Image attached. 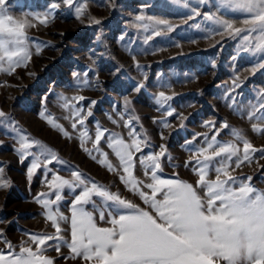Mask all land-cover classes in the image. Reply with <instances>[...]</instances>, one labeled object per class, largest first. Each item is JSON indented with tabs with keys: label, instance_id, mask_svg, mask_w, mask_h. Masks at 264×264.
Returning a JSON list of instances; mask_svg holds the SVG:
<instances>
[{
	"label": "rangeland",
	"instance_id": "obj_1",
	"mask_svg": "<svg viewBox=\"0 0 264 264\" xmlns=\"http://www.w3.org/2000/svg\"><path fill=\"white\" fill-rule=\"evenodd\" d=\"M82 2H86L87 8L77 18L75 7L69 8L62 0H6L10 15L15 19L27 18L36 26L26 28L29 48L33 53L27 67L17 68L12 74L0 72V109L18 122L25 135L56 152L59 160L48 165L51 169L47 173L48 179H51L52 173L72 179L71 172L79 170L86 180L103 185L106 190L148 209V205L130 190V186L118 178L122 170L119 173L109 171L106 165L99 163L102 158L100 152L92 151L89 155L83 150L79 138L81 128L78 125L73 129V120L65 119L70 117V110L62 107L63 101L59 99L61 95L68 98L84 96L85 100L78 104L72 101L84 113L89 109L91 100L97 101L91 106L93 115L85 122L92 139L83 147L89 149L94 147L97 122L102 128L119 133L130 142L127 135L129 129L123 124L130 117L133 118V127L141 134L140 138L144 139L145 134L147 137L146 145L142 147L143 155L160 151V145L167 148L171 162L168 157L161 158L162 171H158L163 179H174V174H178L179 179L195 185L198 176L190 167H184L185 161L194 155L185 142L193 141L194 134L208 133L210 139L212 129L204 126L208 121L215 122L217 128L225 121L231 126L229 129H221L217 136L221 143L232 141L242 150V141L236 140L232 134V128H235L255 148H264V132L252 130L253 124L264 128V110L259 109V104L264 103L261 100V93H264V69L252 70L258 62L264 63V60H260L258 54L242 52L241 37H228L223 33L206 35L215 26L203 17L189 20L192 15L189 10L183 3L176 4L172 0ZM213 2L217 0H209L208 6H202L200 10L215 12L211 6ZM52 3L60 7L53 13L55 18L46 26L33 19L37 14L42 18ZM192 6H195V0H191ZM221 12L225 18L234 19L235 26H243L238 13L225 12L223 9ZM141 15L167 19L178 27L145 44L144 37L150 35L151 30L144 32L132 26L135 17ZM91 17L100 19L101 23H90ZM37 46L41 49L39 54H36ZM84 80L88 83L84 84ZM234 81L239 83L238 87L234 86ZM141 82L145 87L137 93L134 88ZM161 91L174 97L168 104L180 116L167 117L168 105L158 110L155 97ZM125 98L131 101L130 105H125ZM45 107L47 113L69 133L70 138L52 128L39 116ZM252 112L255 115L249 118ZM121 115L123 120L120 119ZM109 117L119 122L113 124ZM153 118H166L169 127L154 123ZM161 133L164 139H161ZM14 136L15 133L10 130L6 133L0 128V141L3 142L0 161L4 162L6 178L11 182L8 188L0 189V221H3L0 229L14 246H18L21 241L29 239L26 233L54 234L55 229L46 218L48 210L35 202L38 193L49 192L44 183L45 170L38 169L30 181L26 179L32 158H25L21 162L18 154L13 151L14 145L19 146ZM203 140L204 137L200 136L193 143L203 146ZM99 149L108 153V161L119 167L118 158L104 140L99 144ZM31 151L38 152L39 149L33 146ZM93 156L96 160L92 159ZM140 156L141 153H137L134 157L136 162L133 175L138 181L151 182L139 164ZM231 168L234 169V176L251 177V184L264 190V158H261L259 151L253 154L251 163L245 162L239 168L235 167L233 158ZM214 178L215 173H210L209 179ZM80 190L75 189V194ZM61 195L64 199L58 202L59 212L70 217L74 195L67 186ZM200 195L204 196L203 191ZM45 198L54 200L55 196L50 192ZM93 200L107 213L103 198L93 196ZM84 208L94 212L99 226H109L98 219V210H94L92 204L84 205ZM56 210L57 205H53L52 211ZM59 223L62 229L69 228V222ZM61 234L70 238L68 231ZM48 243L55 244L58 241ZM3 246L0 243V247ZM61 252L68 254L69 249L61 244ZM45 255L56 257L55 264H85L79 258H60L51 248Z\"/></svg>",
	"mask_w": 264,
	"mask_h": 264
},
{
	"label": "snow or ice",
	"instance_id": "obj_2",
	"mask_svg": "<svg viewBox=\"0 0 264 264\" xmlns=\"http://www.w3.org/2000/svg\"><path fill=\"white\" fill-rule=\"evenodd\" d=\"M62 2L69 8L75 7L77 18H80L87 8L86 2L82 0ZM172 2L183 3L192 14L189 20L193 17H203L204 20L210 21L215 27L209 29L206 35L223 33L228 37H241L243 41L241 51L258 54L259 59L264 60V0H217L211 5L215 12L200 10L202 6H208L209 0H195V6L192 7L191 0ZM59 7V4L52 3L42 18L37 14L33 19L46 26L55 18L53 13ZM222 9L225 12L238 13L243 26L237 27L234 19L225 18ZM90 23L99 25L101 20L91 17ZM184 23L187 24L188 21ZM35 26L27 18L15 19L8 12L6 0H0V72L12 74L17 68L27 67L33 53L29 48L26 28ZM132 26L143 29L144 32L151 30V34L144 37L145 44L154 37L166 35L178 27L167 19L146 18L142 15L135 17ZM40 51V46H37L36 54ZM133 59L135 60V57ZM137 67H140L138 62ZM256 68L264 69V63L258 62L252 70L255 71ZM77 79L79 80V76ZM83 83L87 84L88 81L84 80ZM234 86L238 87L239 83L234 81ZM144 87L141 82L134 90L139 93ZM173 98L163 91L155 97L158 110L168 105L167 117L180 116L168 104ZM59 99L63 101L62 107L70 110V117L65 119L73 120V129L78 125L81 128L79 138L83 150L89 155L92 151L100 152L102 158L99 163L106 165L109 171L119 173L122 170L118 178L126 186H130V190L148 205V209L121 197L118 193L106 190L103 185L86 180L79 170L71 172L72 179H66L57 173H52L51 179H48L47 173L51 171L48 165L59 160L56 152L42 142L25 135L18 122L0 109V128L6 133L9 130L15 133L13 139L19 145L18 147L14 145L13 151L18 154L21 162L25 158H32L26 171V179L30 181L38 169L45 170L44 183L49 192L38 193L35 202L48 210L46 218L55 229L54 234L26 233L29 239L21 241L18 246H14L0 229V243L4 245L0 247V264H55L56 257L45 255L49 248L60 258L65 260L79 258L85 264H264V190L253 186L251 177L234 176L232 174L234 169L231 168L233 158L236 168L245 162L251 163L253 154L258 151L261 158H264V148H255L235 128H232V134L236 140L242 141V150L235 142L221 143L217 139L221 129H229L231 126L225 121L217 128L215 122L208 121L204 126L212 129L210 139L208 133L193 136V141L203 136V146L196 145L193 141L185 142L188 150L193 151L194 155L185 161L184 167H190L198 176L195 185L179 179L178 174H174L176 176L174 179H163L158 175V171H162L161 158L168 157L167 148L160 145V151L143 155L142 147L146 145L147 137L145 134L144 139L140 138L141 134L133 127V118L130 117L123 124L129 129L127 135L130 142L121 134L102 128L97 122L94 147L89 149L83 147L92 139L85 122L93 115L91 106L97 101L91 100L89 109L84 113L82 108L72 103L75 101L78 104L85 100L84 96L68 98L61 95ZM261 100H264V93H261ZM130 104L131 101L125 98V105ZM259 109L264 110V103L259 104ZM254 115L255 112L250 113L249 118ZM39 116L52 128L70 138L63 126L47 113L46 107ZM109 119L113 124L119 122L111 117ZM120 119L123 120V115ZM153 122L162 124L165 128L169 127L166 118L160 120L153 118ZM181 126L183 127V124ZM252 130L264 132V128H258L256 124L252 125ZM161 139H164L163 133ZM102 140L118 158L119 167L110 163L108 153L99 149ZM2 146L3 142L0 141V147ZM33 146L39 151L32 152ZM137 153H141L138 158L139 164L151 182L138 181L133 175L136 162L134 157ZM168 158L171 162V158ZM92 159L96 160V157L93 156ZM3 165L4 162L0 161V189L8 188L11 183L10 179L6 178ZM212 172L215 173V178L209 179ZM66 186L74 195L71 200L70 217L60 213L58 208V202L64 199L61 191ZM75 189L81 190L75 194ZM201 191L204 193L203 197L200 195ZM50 192L54 194V200L45 198ZM93 196L103 198L102 203L108 209L107 213L105 209L99 208ZM88 204H92L94 210H98V219L109 226H99L94 212L84 208V205ZM53 205H57L55 212L52 211ZM59 221L69 222V228L62 229ZM63 231H68L70 238L63 236L61 234ZM49 241L58 243L49 244ZM61 244L69 249L68 254L61 252Z\"/></svg>",
	"mask_w": 264,
	"mask_h": 264
}]
</instances>
